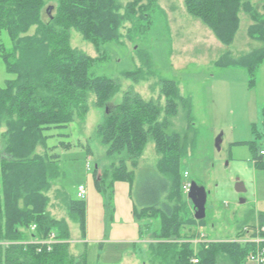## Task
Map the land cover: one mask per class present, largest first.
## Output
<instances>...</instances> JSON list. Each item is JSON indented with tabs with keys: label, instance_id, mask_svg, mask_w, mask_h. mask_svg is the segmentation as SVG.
<instances>
[{
	"label": "trees",
	"instance_id": "trees-1",
	"mask_svg": "<svg viewBox=\"0 0 264 264\" xmlns=\"http://www.w3.org/2000/svg\"><path fill=\"white\" fill-rule=\"evenodd\" d=\"M253 1L184 0L188 14L200 20L225 46L234 43L240 15L251 18L248 35L262 47L238 59L226 53L215 62L220 68L245 70L251 88L257 84L264 64V4L260 12ZM52 2L55 5L48 7ZM157 2L130 0L121 6L116 0H0V34L6 32L11 40L9 48L0 43V59L13 76L0 87V264H88L85 245L81 249L75 243L72 250L69 225V221L78 224L82 239L86 238V200L72 199L59 190L67 218L59 219L49 211L48 193L61 171L59 156L49 147L47 133L68 128L77 118L85 121L92 94L95 105L105 110L98 138L107 146V157L115 160L101 169L97 167L93 175L96 190L105 199L107 222L115 218V184L134 185L135 170L151 138L159 158L161 191L154 196L146 189L142 197L147 203L134 207L141 238L149 235L155 241L146 243L149 260L153 264L247 262L252 244L223 241L203 244L198 250L194 247L192 240L199 238V228L206 226V220L195 219L194 205L183 191V183L192 182L182 171L188 157L182 136L167 131L180 107L191 118L192 98L182 95L178 83L161 79L158 84L164 108L159 101L144 100L131 91L114 106L110 102L120 91L118 83L91 74L98 62L108 58L106 45L120 43L124 36L133 41L146 33ZM44 13L49 15L46 21ZM72 30L93 45L98 57L72 48ZM138 54L141 66L123 73L135 83L153 74L150 54ZM262 117L264 120V108ZM256 136L244 144L252 147L255 165L264 170L260 155L264 146L259 142L261 134L256 132ZM259 221L264 223V215ZM53 234L54 243H43Z\"/></svg>",
	"mask_w": 264,
	"mask_h": 264
},
{
	"label": "rangeland",
	"instance_id": "rangeland-1",
	"mask_svg": "<svg viewBox=\"0 0 264 264\" xmlns=\"http://www.w3.org/2000/svg\"><path fill=\"white\" fill-rule=\"evenodd\" d=\"M116 1L121 6L130 2ZM253 4L263 12L264 0H254ZM53 5L54 2L48 7ZM54 12L53 9L51 13ZM151 16L145 34L138 35L133 41L124 36L120 43L106 45L104 50L108 58L98 62L91 74L111 78L118 83L120 91L110 102L114 106L123 101L125 93L131 91L144 100L159 101L164 108L165 100L161 98V86L158 84L161 79L178 83L182 95L192 98L191 118L188 119L187 110L180 107L167 131L169 134H180L185 143L188 157L182 164V171L189 173L191 182L203 186L208 192L206 226L199 228L200 233L216 239L215 243L233 240L238 237L245 221L252 219V212L258 211V206L264 207V170L255 165L252 147L244 144L254 141L257 132L261 134L259 142L264 146V64L258 74L257 84L251 88L245 70L220 68L215 62L226 53H231L235 59L241 58L258 50L262 44L249 37L248 27L253 22L245 14L240 15V29L231 46L222 44L200 20L189 15L184 0H158ZM43 18L46 21L49 15L44 13ZM0 43L11 47L6 32L0 34ZM71 46L91 57H98L93 45L76 30L71 31ZM140 52L150 54L153 74L135 83L124 77L123 73L135 71L141 66ZM11 78L13 76L7 73L6 65L0 59V87ZM95 101L96 97L90 95L85 121L77 118L68 128L47 133L50 135L49 147L54 148V154L59 156L61 171V177L52 182L53 187L48 193L51 198L49 210L57 218L66 219L67 211L57 189L76 199L78 187L86 186L89 204L95 212L92 216L95 222L91 221V228L97 223L98 216L104 220L102 241L84 244L88 264H144L149 261L146 247L138 243L135 249L134 243L112 241L117 221L114 226V221L107 222L105 209L103 213L105 199L94 187L96 167L101 169L115 161L107 157V146L98 138L97 129L105 110L98 108ZM219 136L222 138L220 149L216 147ZM158 159L155 143L150 138L140 165L135 170L134 185L126 183L120 186V207L129 206L131 202L138 207L143 206L146 197L142 196L146 189L155 193L154 196L161 191L162 176L157 170ZM238 181L244 184L246 193L236 190ZM184 185L185 182V193ZM129 188L133 195L132 201ZM185 196L188 199L186 193ZM243 200L245 203H241ZM69 223L72 239L82 237L79 225ZM149 240L155 242L152 237L147 238ZM71 244L74 250L75 243Z\"/></svg>",
	"mask_w": 264,
	"mask_h": 264
},
{
	"label": "crops",
	"instance_id": "crops-1",
	"mask_svg": "<svg viewBox=\"0 0 264 264\" xmlns=\"http://www.w3.org/2000/svg\"><path fill=\"white\" fill-rule=\"evenodd\" d=\"M259 171H262V170H259ZM187 174L190 177L189 173H187ZM93 180H94V178H93ZM121 184H126V182H118L115 184V199H114V202H115V219H114V223L112 224V226H114L116 224V221H117V225L114 226L112 241L117 242V243H120V241H125L126 243H134L135 249L138 247L137 246L138 243H140V245L142 247H146V243L149 242V241H147V238H149L151 236L147 235L145 237L146 240H145V238L144 239L140 238L141 237L140 224L134 218V207L136 206V204H134V202H131L132 204H130L129 206H125V207L119 206L118 193H119V189H120ZM94 187H95V183H94ZM95 189H96V187H95ZM58 190L62 191L61 189H57V191ZM87 193H88L87 196H89L88 188H87ZM131 193H132L131 188H129V197L132 201L133 196ZM76 198H77V196H76ZM86 203H87V233H88L87 238L82 239V237H80L76 240L72 239V243L73 244L76 243L77 245H80L81 249H83L84 244L91 243L92 241H93V243L101 242L102 241L103 228H104V225H103L104 220H103V218H99V216L97 219V223L94 225V228L93 229L91 228L92 227L91 221H93V223L95 222V217L92 218V216L94 215L95 212L93 209H91V205L89 204V197H87ZM104 209H105V207H104V203H103V213H104ZM259 209H260V211H259ZM257 210L258 211L252 212V214H254V215L251 214L252 219H250V220L247 219L245 221L244 225L242 226V229L244 227H247V226H251L250 228H254V227L264 225V223L261 224V222L259 221V216L264 215V207L261 208L260 206H258ZM101 212H102V209H101ZM69 225H70V223H69ZM200 236H201V234L199 231V238H200ZM205 236L207 237V239L211 243L217 242L216 239L209 238L207 236V234H205ZM198 239L192 240L196 250H198L201 247V245L204 244L202 242L196 243L195 241ZM108 241H110V240H108ZM108 241H106V242H108ZM231 241H233V240H228V242H231ZM86 252H87V250H86ZM75 253L78 255L79 251L76 249ZM148 258H149V256H148ZM133 264H137V263L134 262ZM144 264H153V263L149 260L148 262H146ZM224 264H230V263H224ZM244 264H255V263H251V262L247 261Z\"/></svg>",
	"mask_w": 264,
	"mask_h": 264
},
{
	"label": "built area",
	"instance_id": "built-area-1",
	"mask_svg": "<svg viewBox=\"0 0 264 264\" xmlns=\"http://www.w3.org/2000/svg\"><path fill=\"white\" fill-rule=\"evenodd\" d=\"M260 155L264 158V149L260 151ZM190 184V183H189ZM87 188L84 185H81L77 189V199L78 200H86L87 199ZM245 236V242L249 243L251 246L256 248L255 251H251L247 256V261L255 264H261L264 262V225L254 227V228H248L244 231ZM56 236L53 234L51 236L52 242L54 243ZM196 243H204L205 245H208L211 243L207 240L205 235H201L198 240L195 241ZM236 243L234 240L231 241ZM49 245V243H48ZM253 248V249H254ZM194 263H198L197 259H194Z\"/></svg>",
	"mask_w": 264,
	"mask_h": 264
},
{
	"label": "water",
	"instance_id": "water-1",
	"mask_svg": "<svg viewBox=\"0 0 264 264\" xmlns=\"http://www.w3.org/2000/svg\"><path fill=\"white\" fill-rule=\"evenodd\" d=\"M222 142L221 136L218 137L216 141V147L220 149V144ZM236 190L239 193H246V188L244 184L239 182L236 185ZM207 192L204 187L199 186L196 182H192L191 190L188 194V198L192 201L195 209V219L198 221L204 220L206 218V204H207ZM241 203H245L243 200Z\"/></svg>",
	"mask_w": 264,
	"mask_h": 264
},
{
	"label": "bare ground",
	"instance_id": "bare-ground-1",
	"mask_svg": "<svg viewBox=\"0 0 264 264\" xmlns=\"http://www.w3.org/2000/svg\"><path fill=\"white\" fill-rule=\"evenodd\" d=\"M191 186H192V183H190V184H185L184 185V190H185V193L188 195L189 194V192H190V190H191ZM200 186V185H199ZM201 187H203V186H201ZM207 192V191H206ZM207 196H208V192H207ZM192 202V201H191ZM193 204V203H192ZM35 228L36 227H33V230H35ZM245 229H248V227H244L242 230H241V232H242V235L240 236V237H236L235 239H233L237 244H241V245H243V246H246V245H250L249 243H247V242H245V236H244V231H245ZM201 235H205V234H203V233H200ZM207 238V237H206ZM208 240V239H207ZM209 241V240H208ZM43 243H49V244H52L53 242H52V240H49V241H45V242H43ZM209 244H212V243H209ZM208 244V245H209ZM256 250V248H254V249H251L250 251H249V253L251 252V251H255ZM261 264H264V262L263 263H261Z\"/></svg>",
	"mask_w": 264,
	"mask_h": 264
}]
</instances>
